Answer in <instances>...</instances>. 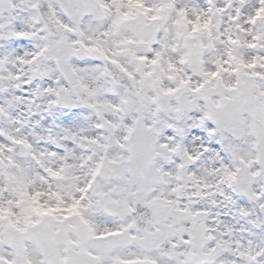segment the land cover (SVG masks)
Instances as JSON below:
<instances>
[{
    "label": "snow or ice",
    "instance_id": "6c2138e0",
    "mask_svg": "<svg viewBox=\"0 0 264 264\" xmlns=\"http://www.w3.org/2000/svg\"><path fill=\"white\" fill-rule=\"evenodd\" d=\"M0 264H264V0H0Z\"/></svg>",
    "mask_w": 264,
    "mask_h": 264
}]
</instances>
